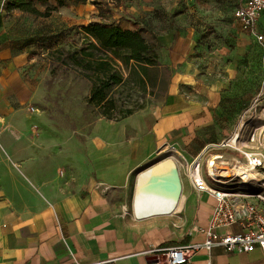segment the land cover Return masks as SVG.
I'll return each instance as SVG.
<instances>
[{
  "label": "crops",
  "instance_id": "0c3cea01",
  "mask_svg": "<svg viewBox=\"0 0 264 264\" xmlns=\"http://www.w3.org/2000/svg\"><path fill=\"white\" fill-rule=\"evenodd\" d=\"M166 49L158 52L159 60L173 68L171 80L164 101L143 110L144 124L139 122L137 132L143 136L131 149L127 182L133 174L136 178L141 171L162 161L157 157L167 149L177 150L178 164L189 171L197 158L202 162L206 157L229 155L225 149L230 139L241 132L246 113L251 107L261 106L257 96L259 81L254 78L261 65L248 63L253 67L251 74H245L246 56L239 47L235 52L223 49L213 53L211 61L203 63L205 67L187 61L183 49ZM32 118L39 136L32 137L26 125H10L7 129L2 128L5 124L0 125V264H155L158 259L146 255L152 248L204 242L198 228L210 223L218 199L211 191H196L190 174L187 179L182 176L184 192L170 219L139 220L129 212L116 210L115 192L112 193L116 187L112 185L105 195L95 186L78 191L79 186L63 194L65 185L56 184L52 177L43 179L38 172L48 176L79 150L71 148V144L60 146L64 137L49 116ZM253 118L252 133L258 136L253 138L264 157V112L259 110ZM246 133L242 135L245 141L249 137ZM23 141L26 148L19 145ZM30 158L33 159L21 170L12 165V160ZM259 175L261 171H256L255 179L247 185L225 184L206 176L205 179L215 190L236 188L249 196L264 194L261 186H253L260 181ZM123 186L122 194L128 196V187ZM34 195L40 200L38 205L19 204L22 197ZM260 207L264 210V202ZM241 230L237 225L225 231ZM194 264H264V253L260 249L243 254L229 253L222 247L201 249L194 256Z\"/></svg>",
  "mask_w": 264,
  "mask_h": 264
},
{
  "label": "rangeland",
  "instance_id": "374dc122",
  "mask_svg": "<svg viewBox=\"0 0 264 264\" xmlns=\"http://www.w3.org/2000/svg\"><path fill=\"white\" fill-rule=\"evenodd\" d=\"M9 1L0 0V115L5 117V126L2 128L26 125L32 137L39 136L35 133L32 117L47 115L64 137V143L60 146L71 144V148L80 151L84 147L85 139L93 142L98 136L97 133L105 131V125L99 122L100 119L121 124L133 138V150L135 143L139 144V136H143L137 134L139 122L144 124L143 110L164 101L173 68L164 66L161 62V67L151 68L148 72L147 88L143 92L135 86V71L138 69L135 63L124 64L109 54L123 78L131 79V86L136 87L135 91H130L134 96L129 103L132 102L134 107L144 105L145 108L124 119L117 115L113 120H106L99 116L98 109L87 102L92 82L87 78L86 72L74 66L67 56V53H72L84 45L85 27L91 24L120 26L141 34L150 44L157 46L158 52L168 47L183 49L188 55L187 61L202 64V67H205L203 63L211 61L210 56L213 53L223 49L235 52L238 47L246 56L245 74L251 71L252 65L249 66L248 63H260V73L254 78L259 81L260 92L257 96L261 106L251 107L241 123V132L230 139L229 147L225 149L238 165L248 167L245 152L252 153L257 147L253 136H258L252 133L253 117L257 116L259 110L264 112V46L259 45L234 17L239 0H65L64 6H60L59 0H34L36 9L47 16L20 10L9 11ZM259 27L264 35V14ZM255 72L257 74L256 70ZM14 75L15 82L8 85L6 81ZM249 79L251 88L252 76ZM123 89L120 88L117 93ZM127 93L126 91L123 94L124 100H129L130 94L127 96ZM247 128L250 130L246 131ZM244 131L255 145L254 150L231 145L234 137L239 136V141L245 140L242 137L245 135ZM19 145L26 148L24 141L19 142ZM170 157H175L178 161L180 159L178 151L173 148L165 150L157 158L166 161ZM211 158L202 159L203 174L208 178V162ZM179 171L184 179L190 174L188 169L180 165ZM254 174L256 175V171ZM50 179L58 185H65L63 194L71 193L81 185L71 166ZM130 179L125 184L128 187V196L122 194L123 185L115 186L112 193L115 192V209L119 205L127 206L128 212L134 217L132 207L135 174ZM259 179L253 186L259 189L261 186V191L264 192V172H261ZM209 181L214 185V182ZM228 192L240 193L236 188ZM173 215L174 213L152 219H170L175 216Z\"/></svg>",
  "mask_w": 264,
  "mask_h": 264
},
{
  "label": "built area",
  "instance_id": "2783aa9c",
  "mask_svg": "<svg viewBox=\"0 0 264 264\" xmlns=\"http://www.w3.org/2000/svg\"><path fill=\"white\" fill-rule=\"evenodd\" d=\"M263 14L264 0H239L234 12V17L239 21L242 28L249 32L261 46H264V35L259 29V25ZM129 101L130 99L124 100L125 104ZM121 132L118 138L111 142L108 150H102V153L112 159L120 169H128L131 154L130 137L124 129ZM108 151L109 153H107ZM246 157L248 166L252 170L264 172V157L258 148ZM200 163L202 165L200 158H197L193 166ZM209 177L220 182L210 173ZM191 180L196 191H211L216 194L218 199V205L210 223L198 228L199 233L204 236V242L202 244L152 248L146 252V255L156 257L158 260L155 264H194V256L201 249L210 251L215 247H222L229 253L237 254L250 253L260 249L264 253V210L260 207L261 203L264 202V194L254 193L248 196L241 193L215 190L206 181L204 174L200 178L192 176ZM243 185L247 184L243 183ZM241 202L242 204H240ZM237 225L242 227L240 232L225 231Z\"/></svg>",
  "mask_w": 264,
  "mask_h": 264
},
{
  "label": "bare ground",
  "instance_id": "6f19581e",
  "mask_svg": "<svg viewBox=\"0 0 264 264\" xmlns=\"http://www.w3.org/2000/svg\"><path fill=\"white\" fill-rule=\"evenodd\" d=\"M15 80L16 75L10 77L6 83L11 85ZM99 122L105 125V131L97 133L98 136L93 142L85 139L84 147L79 152L69 156L66 163L51 171L48 176H45L41 171L38 172V176L43 179L53 177L62 173L67 166H71L82 181L78 191H81L86 187L95 186L100 193L105 195L111 190L110 185H125L129 177L127 168L120 169L112 159H109L104 153H102V150H108L111 142L118 138L122 133L121 131L123 128L119 123L106 122L100 119ZM4 124L5 117L0 115V125L3 126ZM1 133L0 130V136ZM238 139L239 136L234 137L231 140V145L233 144L236 147L240 145L244 149L246 148V150H254L251 138L248 137L247 141L242 139L239 141ZM129 143L130 145L133 143V138L129 140ZM107 153H109V151ZM245 154L248 156L251 155L250 151H246ZM32 159L33 158L20 161L12 160V165L21 170L22 166ZM130 161L131 154L129 162ZM165 166L179 169L178 160L175 157L167 158ZM208 166L209 173L221 183L251 184L255 179L254 171L249 166L245 167L238 165L235 158L227 154L213 156L208 162ZM190 175L191 177L193 176L196 178L203 176L201 163L191 168ZM36 187L38 189V186ZM60 190H62L61 186ZM181 198L182 196L175 202L170 201L164 187V180L157 175L151 182L148 183L147 181H143L142 184H140V187L138 186V188L135 189L133 194V201L136 206L134 217L137 219H144L172 215L178 209ZM44 199H46V201L48 200V202L50 201V199ZM39 202V198L34 195L31 197H22L19 204L23 207H27L30 205L36 206ZM118 209L124 214L129 211L127 206L122 205H119Z\"/></svg>",
  "mask_w": 264,
  "mask_h": 264
},
{
  "label": "trees",
  "instance_id": "16d2710c",
  "mask_svg": "<svg viewBox=\"0 0 264 264\" xmlns=\"http://www.w3.org/2000/svg\"><path fill=\"white\" fill-rule=\"evenodd\" d=\"M59 4L64 6L65 0H59ZM7 8L9 11L20 10L47 16L36 9L34 0H10ZM83 30L86 34L84 45L72 53H67V56L74 66L86 72L87 78L92 82L88 104L98 109L99 116L106 120H113L117 115L124 119L144 109V105L134 107L132 102L125 104L123 94L127 91L130 94L129 99L133 98L130 91H135V86L140 91H146L149 70L160 67L157 46L150 44L141 34L120 26L91 24ZM109 54L124 64L135 63L138 68L135 71V86H131V79L123 78ZM122 87L124 89L118 94Z\"/></svg>",
  "mask_w": 264,
  "mask_h": 264
},
{
  "label": "water",
  "instance_id": "95a60500",
  "mask_svg": "<svg viewBox=\"0 0 264 264\" xmlns=\"http://www.w3.org/2000/svg\"><path fill=\"white\" fill-rule=\"evenodd\" d=\"M162 161L149 166L147 169L137 174L135 189H137L138 186L140 187V184H142L143 181H147L149 183L155 176L158 175L164 180V187L167 191L169 200L172 202L178 201L184 192L182 175L179 169L165 166L167 160ZM135 209L136 206L133 201L132 210L135 212Z\"/></svg>",
  "mask_w": 264,
  "mask_h": 264
}]
</instances>
